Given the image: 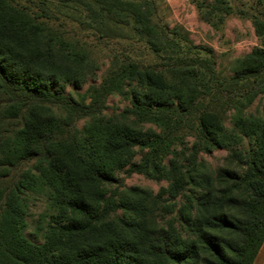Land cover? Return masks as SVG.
Here are the masks:
<instances>
[{
  "label": "trees",
  "instance_id": "16d2710c",
  "mask_svg": "<svg viewBox=\"0 0 264 264\" xmlns=\"http://www.w3.org/2000/svg\"><path fill=\"white\" fill-rule=\"evenodd\" d=\"M48 1L0 0V264H252L264 239V109H247L264 94V49L241 57L229 77L210 58L168 57V78L115 62L97 85L65 94L52 86H79L91 63L49 31ZM55 4L83 13L82 25L100 38L126 28V39L154 53L180 51L155 21L153 0ZM125 83L123 117L133 125L102 117L109 95H126ZM188 134L184 163L173 152ZM243 139L247 150L231 148ZM217 148L230 150L225 167L197 163L199 152ZM135 149L144 152L138 162ZM126 171L166 179L173 202L162 200L164 190L120 187L116 173ZM28 195L43 197L50 211L38 243L25 234Z\"/></svg>",
  "mask_w": 264,
  "mask_h": 264
},
{
  "label": "rangeland",
  "instance_id": "374dc122",
  "mask_svg": "<svg viewBox=\"0 0 264 264\" xmlns=\"http://www.w3.org/2000/svg\"><path fill=\"white\" fill-rule=\"evenodd\" d=\"M153 1L157 9L155 21L164 29L168 39L178 46L179 53H174L171 50L167 53H154L143 40L136 37L126 39V28L123 29L121 37L100 38L92 29L82 25L83 13L65 7H60L58 12L53 7L56 5L55 0H49V6L55 16L52 21L47 23L49 31L59 35L68 42V45H72L84 53L86 59L91 63L92 71L79 86H75L73 83H59L53 85L52 90L62 91L65 94L83 93L89 86L100 83L115 62L120 64L131 61L137 65L155 68L163 71L168 78L169 69L166 66L169 63L168 57H178L188 61L210 58L216 73L222 77H229L241 57L252 49H264V0H220L222 6L229 9L228 12L216 5L214 6L216 9L211 8L214 0H180V3H176L177 0ZM254 23L261 30L260 35L256 34ZM203 49L210 50L211 57ZM129 88L130 85L125 83L124 92L126 95L112 94L107 97L102 113L103 118L133 123L132 117L125 120L123 117L125 110L129 107L127 99ZM263 109L264 94H260L248 107L247 112L253 116H260ZM221 121L230 130L232 112L225 110L221 115ZM77 125L79 129H83L87 125V121L81 120ZM138 128L142 132L149 129L157 131L154 126L149 124H139ZM193 140L192 135H185L182 137V143L173 152L175 155L181 156V162H184L183 159L190 154L189 150ZM231 148L247 150V139H243L238 145ZM135 151L133 161L138 162L144 152L139 149H135ZM229 152L230 150L227 148L199 152L196 157L197 163L206 165L209 170L214 171L227 165L230 159ZM173 156L168 155L165 164ZM175 159L179 160L176 156ZM116 177V183L120 187H135L155 195L164 190L162 200L165 203L173 202L169 194L165 192L168 189L166 179H153L137 173L128 174L127 171L117 172ZM25 207L27 226L25 234L31 241L38 243L50 211L45 199L38 195H28L25 199Z\"/></svg>",
  "mask_w": 264,
  "mask_h": 264
},
{
  "label": "crops",
  "instance_id": "0c3cea01",
  "mask_svg": "<svg viewBox=\"0 0 264 264\" xmlns=\"http://www.w3.org/2000/svg\"><path fill=\"white\" fill-rule=\"evenodd\" d=\"M176 3H180V0H177ZM252 264H264V239L258 249L256 256L253 259Z\"/></svg>",
  "mask_w": 264,
  "mask_h": 264
}]
</instances>
